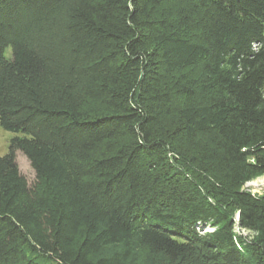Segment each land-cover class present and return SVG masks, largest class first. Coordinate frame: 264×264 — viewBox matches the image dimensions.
<instances>
[{
	"label": "trees",
	"instance_id": "1",
	"mask_svg": "<svg viewBox=\"0 0 264 264\" xmlns=\"http://www.w3.org/2000/svg\"><path fill=\"white\" fill-rule=\"evenodd\" d=\"M0 128V264H264V0H0Z\"/></svg>",
	"mask_w": 264,
	"mask_h": 264
},
{
	"label": "rangeland",
	"instance_id": "2",
	"mask_svg": "<svg viewBox=\"0 0 264 264\" xmlns=\"http://www.w3.org/2000/svg\"><path fill=\"white\" fill-rule=\"evenodd\" d=\"M13 136L14 134L6 132L0 128V157L7 154L8 143ZM17 164L21 173L27 178L29 182H31L33 180V173L26 159L21 155H17ZM242 190L253 195H261L262 193H264V177H259L254 181L245 184ZM203 231L205 232V230ZM239 233L244 237L248 236V232L246 231H239ZM108 250L113 251V248H109ZM140 254L141 258L139 264H163L160 260H157L153 257H148L145 253Z\"/></svg>",
	"mask_w": 264,
	"mask_h": 264
}]
</instances>
